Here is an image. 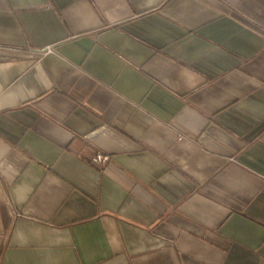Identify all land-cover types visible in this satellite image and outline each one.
<instances>
[{
  "label": "crops",
  "instance_id": "crops-1",
  "mask_svg": "<svg viewBox=\"0 0 264 264\" xmlns=\"http://www.w3.org/2000/svg\"><path fill=\"white\" fill-rule=\"evenodd\" d=\"M0 264H264V0H0Z\"/></svg>",
  "mask_w": 264,
  "mask_h": 264
},
{
  "label": "built area",
  "instance_id": "built-area-1",
  "mask_svg": "<svg viewBox=\"0 0 264 264\" xmlns=\"http://www.w3.org/2000/svg\"><path fill=\"white\" fill-rule=\"evenodd\" d=\"M110 156L107 154H104L102 152H97L96 156L94 157L93 161L99 165L102 166L109 160Z\"/></svg>",
  "mask_w": 264,
  "mask_h": 264
}]
</instances>
